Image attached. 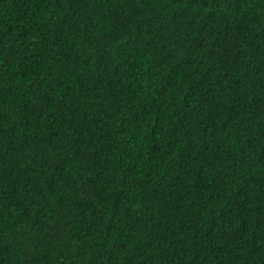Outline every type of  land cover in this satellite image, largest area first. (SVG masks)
<instances>
[{
	"label": "trees",
	"instance_id": "obj_1",
	"mask_svg": "<svg viewBox=\"0 0 264 264\" xmlns=\"http://www.w3.org/2000/svg\"><path fill=\"white\" fill-rule=\"evenodd\" d=\"M0 264H264V0H0Z\"/></svg>",
	"mask_w": 264,
	"mask_h": 264
}]
</instances>
